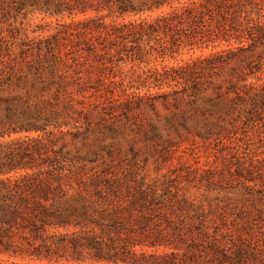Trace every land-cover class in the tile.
Listing matches in <instances>:
<instances>
[{"label": "trees", "instance_id": "16d2710c", "mask_svg": "<svg viewBox=\"0 0 264 264\" xmlns=\"http://www.w3.org/2000/svg\"><path fill=\"white\" fill-rule=\"evenodd\" d=\"M0 8L3 22L40 14L63 28L37 41L8 28L15 42L0 49V264H264V229L245 213L230 223L172 181L145 184L137 173L104 168L84 180V160L54 148L56 132L84 116L74 110L84 94L109 109L195 105L228 68L225 90L196 108L222 117L221 100L254 74V62H230L264 46V0H0ZM73 37L84 62L69 64L59 49ZM186 121L178 126L196 131ZM144 131L166 157L159 129Z\"/></svg>", "mask_w": 264, "mask_h": 264}, {"label": "rangeland", "instance_id": "374dc122", "mask_svg": "<svg viewBox=\"0 0 264 264\" xmlns=\"http://www.w3.org/2000/svg\"><path fill=\"white\" fill-rule=\"evenodd\" d=\"M82 19L83 16L77 18ZM58 20L40 14L8 22L0 18V34L7 38L6 42L0 39V49L15 42L9 37L8 28H23L30 39L37 41L63 30ZM65 22L69 24L71 20ZM80 27L70 30L78 32ZM59 49L69 64L76 57H83L80 61L84 62L82 39H63ZM189 58L190 54L181 57ZM250 62L256 64L254 74H248L246 82L236 81L237 93L221 100L228 108L222 117L203 116L196 108L209 106L205 100L215 97V87L223 86L225 90L230 81L228 68L212 78L195 105H188L187 99L176 105L172 100L167 103L159 100L155 101L154 109L147 106L109 109L89 99L90 94H84L83 104L74 107L75 111H83L84 116L76 115V123L65 128L63 134L56 132L54 148L64 146L70 157L84 160L77 165L82 167L84 180L109 168L120 173H137V179L144 178L145 184L160 186L172 181L181 195L211 210L215 216L223 215L230 223H237L243 212L254 226L264 229V46L239 54L230 66L237 69ZM126 111L127 120L122 116ZM182 119H187V127L191 130L196 127V131L188 133L180 128L178 122ZM150 124L159 129L163 143L169 144L166 157L162 146L145 139L143 132ZM208 128L216 130L206 134Z\"/></svg>", "mask_w": 264, "mask_h": 264}]
</instances>
